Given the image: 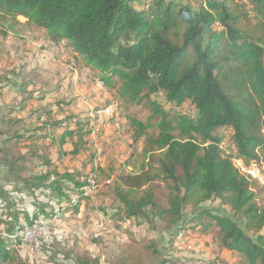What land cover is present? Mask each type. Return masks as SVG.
<instances>
[{"label":"trees","instance_id":"obj_1","mask_svg":"<svg viewBox=\"0 0 264 264\" xmlns=\"http://www.w3.org/2000/svg\"><path fill=\"white\" fill-rule=\"evenodd\" d=\"M0 13L21 16L65 39L104 85L148 111L145 122L129 117L143 134L158 129L146 138L145 162L136 173L118 176L112 188L122 220L159 219L172 243L200 228L212 236L225 264L233 258L238 264H264V185L235 164L264 165V0H0ZM156 94L174 108L190 102L194 112L172 113ZM224 128L232 132L235 160L223 154L219 130ZM74 132L67 129L59 138ZM21 139L16 129L2 130L0 148ZM15 150L0 157V211L14 221L6 233L16 231L20 245L26 226L56 213L51 203L40 209L36 195L62 204L69 200L66 187L78 183L71 173L30 172ZM160 184L164 202L155 191ZM24 191L37 199L26 225L12 207L26 198ZM211 201H219L226 213L203 208ZM12 243L0 231V264H26ZM74 264L101 263L77 257ZM105 264L185 263L167 256L153 239L132 237Z\"/></svg>","mask_w":264,"mask_h":264},{"label":"rangeland","instance_id":"obj_2","mask_svg":"<svg viewBox=\"0 0 264 264\" xmlns=\"http://www.w3.org/2000/svg\"><path fill=\"white\" fill-rule=\"evenodd\" d=\"M0 24V121L10 123L9 127L0 126V131L16 129L23 136L20 141L1 146L0 157L8 148L11 154L16 149L15 156L21 163L28 162L30 172L71 173L78 183L77 187H66L69 200L63 199L62 204L50 202L45 193L36 195L40 209L53 204L56 213L52 219L39 216L36 227L26 226L20 245L16 231L6 233L14 221L0 211V221L9 222L2 221L0 231L9 236L26 264H74L77 257L105 264L132 237L157 241L167 256H176L185 264H225L212 236L200 228L193 227L172 243L159 219L124 221L116 214L118 203L112 189L116 178L142 168L146 138L158 133V129L146 130V134L137 131L129 117L145 122L148 111L126 103L104 85L101 75L87 66L84 56L71 51L65 39L31 25L21 16L0 13ZM154 98L172 113L194 112L190 102L174 108L164 102L163 95ZM67 129L75 130L73 136L59 138ZM52 133L47 139L41 138ZM219 134L224 156L233 158L231 130L220 129ZM235 164L244 165L239 160ZM155 191L159 202H164V186L156 185ZM24 196L12 205L23 224L26 213L32 214L37 208L34 194L24 191ZM72 202L75 207L80 205L71 208ZM203 208L216 213L227 210L219 201L205 203ZM218 255L221 260L216 262ZM230 261L240 262L235 258Z\"/></svg>","mask_w":264,"mask_h":264},{"label":"built area","instance_id":"obj_3","mask_svg":"<svg viewBox=\"0 0 264 264\" xmlns=\"http://www.w3.org/2000/svg\"><path fill=\"white\" fill-rule=\"evenodd\" d=\"M237 161V160H235ZM239 162H241L239 160ZM238 168H240V170L245 173V174H249L255 178H257L259 180V182L261 184L264 185V165L263 164H259V163H254L252 166H250V168L245 167L242 164L238 165ZM28 235V237H30V234H26V236Z\"/></svg>","mask_w":264,"mask_h":264}]
</instances>
